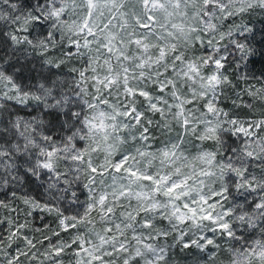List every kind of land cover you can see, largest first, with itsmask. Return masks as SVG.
Segmentation results:
<instances>
[{"label": "snow or ice", "instance_id": "obj_1", "mask_svg": "<svg viewBox=\"0 0 264 264\" xmlns=\"http://www.w3.org/2000/svg\"><path fill=\"white\" fill-rule=\"evenodd\" d=\"M257 10L264 0H0V264H65L70 249L67 264H178L190 248L194 264H264V82L242 71ZM65 66L71 79L52 72ZM242 95L249 119L221 106ZM29 178L48 200L18 196ZM81 187L83 213L64 215ZM35 210L76 232L30 237Z\"/></svg>", "mask_w": 264, "mask_h": 264}, {"label": "rangeland", "instance_id": "obj_2", "mask_svg": "<svg viewBox=\"0 0 264 264\" xmlns=\"http://www.w3.org/2000/svg\"><path fill=\"white\" fill-rule=\"evenodd\" d=\"M5 8L7 6H4ZM264 16V12H261L260 10H257L252 16L246 18V22L252 25L254 21H258L261 17ZM227 23V22H226ZM237 23H239V20H237ZM41 34H46V27L37 26L33 29V36ZM57 39H59V33L56 34ZM65 50H69L70 46L65 41V44L63 45ZM52 55L58 56L60 54L59 49H52L51 50ZM72 63H75L73 61ZM71 66V65H69ZM78 66V65H77ZM234 65H231L229 67V72L231 73V76L233 78L234 83L236 82V73L234 72ZM9 71H11V68H9ZM242 71L245 72V69ZM58 73L62 74L61 76L66 77L68 79H71L74 74H71L68 72V66L62 67L61 70L58 71ZM248 83L254 84L257 88L260 87L261 82H264V80L248 75ZM246 87V84L243 81L238 82L236 91L239 92L241 89ZM227 95L234 98L235 94L231 89L227 90ZM251 102V98L247 95H242L241 100L238 102L241 104L239 108H233L232 100L231 99H225L222 103V107H225L226 111H229L231 114L238 115L241 119H249L252 117V111L244 107V103ZM261 105L257 103L256 105V115H259ZM35 106H32V110L34 111ZM32 115H36L32 114ZM28 116V115H27ZM55 131V129H53ZM174 135V134H173ZM226 139H229V142L231 143L234 138H229L228 136L225 137ZM198 143V142H194ZM187 147H190L191 150L194 152L196 149L192 145H186ZM118 159V157H117ZM21 175H23V170H21ZM43 181H46V177H42ZM41 182L36 181L34 178H29L25 183L21 184L19 187H17L15 190L17 191L18 196L23 194L31 195L41 202H45L48 200V195L44 191V188L46 187V182L44 183V186H40ZM8 191V195H5V192H0V199H10V190ZM80 193V201L79 204L69 205L67 201H63L59 204V207L64 212V215L66 216H72L76 215L78 212L83 213L84 211V201L87 199L86 190H83L82 187L78 189ZM53 204H55V201H52ZM15 204L19 205L21 208L23 207L22 204L17 200ZM0 219H4V213L2 210H0ZM28 220L30 221V229L27 231V234L32 237L38 238L40 240H43L44 236L47 235L50 237L52 243H57L58 241H69L72 237V235L76 232V229L69 228L67 231H63L58 227V219L56 213H48L43 212L40 210H35L32 214V216L28 217ZM21 222H23V213H21ZM7 229L8 225L5 220V223L0 224V236H6L7 235ZM39 230V231H37ZM82 230V229H81ZM59 232V235H54L53 232ZM48 241L44 240L43 247L38 245L40 247L41 252L44 250L45 247L48 246ZM16 245L13 244L12 248L9 250L11 253L14 254ZM198 252L194 248H190L186 250L185 252H179L177 250L175 259L178 261V264H194L195 259L197 258ZM5 258L0 255V261H3ZM23 259V258H22ZM65 264L69 260L72 259L71 257V249L68 251V254L65 255ZM220 259L226 260L227 256L226 254L221 255ZM27 264V262H25Z\"/></svg>", "mask_w": 264, "mask_h": 264}, {"label": "trees", "instance_id": "obj_3", "mask_svg": "<svg viewBox=\"0 0 264 264\" xmlns=\"http://www.w3.org/2000/svg\"><path fill=\"white\" fill-rule=\"evenodd\" d=\"M24 3H30L31 0H23ZM254 28V36L251 38L252 46L255 49V55L250 58L248 62V68L245 69V72L248 75H252L264 80V16L261 17L258 21H254L251 25ZM26 63L27 67H31L32 64H36L37 67L40 66V58L38 56H34L31 58L30 62H22ZM61 70V69H59ZM57 69H52L53 73H58ZM28 73L25 71L18 75V79L23 77L26 79ZM33 78H35V72L31 73ZM39 109L32 110V107L27 110H22L21 114L23 115H32L37 114ZM50 118V117H46ZM53 124L56 125L55 131H60L59 124L55 119H53ZM54 131V130H53Z\"/></svg>", "mask_w": 264, "mask_h": 264}]
</instances>
